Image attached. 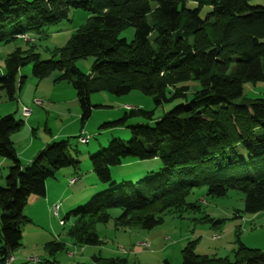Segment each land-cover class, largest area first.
Here are the masks:
<instances>
[{
    "label": "trees",
    "instance_id": "obj_1",
    "mask_svg": "<svg viewBox=\"0 0 264 264\" xmlns=\"http://www.w3.org/2000/svg\"><path fill=\"white\" fill-rule=\"evenodd\" d=\"M250 1L0 0V43L40 34L67 19L72 10L89 13L87 24L51 59L40 61L38 54L19 49L6 58L0 90L8 99L13 100L24 83L19 68L32 64L33 78L44 80L58 72L57 80L73 87L81 122L91 115L93 93L121 97L138 91L152 97L155 105L183 100L155 121L152 111L130 108L121 119L101 125L126 127L130 139H111L89 158L93 173L106 188L61 219H76L69 235L79 245H100L94 225L108 223L112 209L121 210L119 227L143 230L160 225L166 213L197 210L186 198L202 186L207 196L215 198L228 191L241 192L246 214L264 211V97L243 94L246 84L264 81V37L246 31L264 26V6ZM210 25H218L214 43L192 40ZM128 28L134 30L130 43L120 38ZM89 57L93 63L86 75L75 62ZM188 82L197 84L190 93ZM132 117L152 124L127 126ZM23 125L13 114L0 117V157L10 162L0 187V263L21 246V228L30 222L24 213L29 198H44L47 180L63 169L79 167L69 152V139L47 144L22 164L11 137ZM127 158L157 159L162 167L115 182L110 169ZM46 248L58 251L63 245L50 243ZM181 256V264H264V251L241 242L233 260L196 255L193 242L187 243ZM93 261L131 264L125 258L94 257Z\"/></svg>",
    "mask_w": 264,
    "mask_h": 264
},
{
    "label": "rangeland",
    "instance_id": "obj_2",
    "mask_svg": "<svg viewBox=\"0 0 264 264\" xmlns=\"http://www.w3.org/2000/svg\"><path fill=\"white\" fill-rule=\"evenodd\" d=\"M250 4L264 6V0H251ZM88 18V11L72 10L67 19L43 29L40 34L28 33L23 38L0 43V75L5 72L6 58L17 49L23 53L38 54L40 61L51 59L56 51L67 46L76 31L87 24ZM217 29L218 25H210L192 40L197 39L200 44L206 45L214 43L218 35ZM246 31L257 37H264V26L261 24ZM133 37L132 28L120 34V38L128 43ZM92 63L93 58L89 57L77 60L75 66L79 72L90 75ZM18 72V77L25 79L15 98L8 99L0 90V117L13 114L16 119L24 121L21 130L11 137L18 142L15 145L16 151L21 153L31 138L35 139L34 148L52 136V142L69 139V152L76 157L79 167L76 171L71 168L63 169L52 180L55 184L50 195L55 196L54 200L60 203L58 218L52 214V206L48 205L45 211L40 205L34 206L28 201V211H25L30 222L21 228V246L14 251V255L12 254L14 264H94V257L125 258L131 264H181V251L189 242L194 243L196 255L208 258L233 260L240 242L249 249L264 251V211L246 214L243 212L244 195L241 192L228 191L224 197L215 198L207 196L203 186L192 189L186 198V203L197 206V210L182 209L166 213L160 225L151 230H143L119 227L116 220L121 210L112 209L108 211V223L94 225L93 230L100 245H79L69 235L76 219L70 217L63 224H60V220L106 188L93 173L89 158L106 148L111 139L118 138L125 142L130 139V132L126 127L116 125L101 128V125L121 119L130 108L152 111V121H155L183 100L155 105L152 97L138 91L121 97L108 92L93 93L90 96L93 106L91 115L88 120L81 122L76 92L66 81L57 80L58 72L52 73L44 80L33 78L32 64L20 67ZM186 86L189 87L190 93L196 89L197 84L188 82ZM243 94L246 98L264 97V81L256 85L246 84ZM34 101L40 104L36 105ZM22 106L32 112V121L29 123L26 120L31 112L29 116L24 117ZM144 122L152 124L149 120L132 117L127 119L126 125ZM79 135L87 138L88 144H82L75 138ZM34 148L26 150V155L34 151ZM0 160L3 161V165L0 164V175L3 174L0 187H4L10 162L1 157ZM161 167L162 164L157 159L139 161L127 158L120 166L112 167L110 174L112 179L119 183L129 174L135 173L136 178L143 177L148 172H157ZM71 175L78 180L70 185ZM46 243L47 246L50 243L62 244L63 248L49 252ZM144 244L146 246H141ZM31 257H36L38 262L28 261Z\"/></svg>",
    "mask_w": 264,
    "mask_h": 264
},
{
    "label": "crops",
    "instance_id": "obj_3",
    "mask_svg": "<svg viewBox=\"0 0 264 264\" xmlns=\"http://www.w3.org/2000/svg\"><path fill=\"white\" fill-rule=\"evenodd\" d=\"M18 74H19V72H18ZM23 107V106H22ZM24 107H26V106H24ZM29 121L31 122L32 121V112H31V115L29 116V117H27V120H26V122L27 123H29ZM62 131H63V129H62ZM55 137V136H54ZM53 139V136H52V138L51 139H49V140H46V141H44V142H42L39 146H37V147H33V141L35 140V139H33V138H31L30 140H29V142L26 144V146H25V148H24V150L20 153V152H18L17 151V154H18V158L20 159V161H21V163L22 164H27V163H29L31 160H32V158L35 156V154L37 153V152H39L41 149H43L44 147H43V145L44 144H50ZM56 140V139H55ZM13 141V143H14V146L16 145V143H18L17 142V140L15 139V140H12ZM51 141V142H50ZM87 144H88V142H87ZM16 147V146H15ZM30 148H34V151H32L31 153H29L28 155H26V150H30ZM23 154H24V156H23ZM0 164H2L3 165V161L2 160H0ZM8 168V167H7ZM67 172H65V174H66ZM0 178L2 179L3 178V174H1L0 175ZM72 178H74L72 175H71V177H70V179H72ZM53 179H49V180H47L46 181V194H45V197L44 198H37V197H30L29 198V202H30V204L32 205H34V206H36V205H40L41 207H43L44 209H45V211H46V209L48 208V205H50V206H53L54 205V203H57L56 202V200H54L55 199V196H53V195H50V191H51V189H52V187H53V185L55 184V182L54 181H52ZM77 180H78V178H77ZM57 182V181H56ZM75 184V183H74ZM27 206H28V204H27ZM27 206H26V208H27ZM26 208H25V210H26ZM49 209H50V207H49ZM26 211H28V210H26ZM26 211H24V213H25V215L28 217V215H27V212ZM28 219H29V217H28ZM35 227H37V226H35ZM45 245H47V243L45 244ZM33 251V250H32ZM14 255V254H13ZM23 255V254H22ZM16 258V257H15ZM17 260V259H16Z\"/></svg>",
    "mask_w": 264,
    "mask_h": 264
},
{
    "label": "built area",
    "instance_id": "obj_4",
    "mask_svg": "<svg viewBox=\"0 0 264 264\" xmlns=\"http://www.w3.org/2000/svg\"><path fill=\"white\" fill-rule=\"evenodd\" d=\"M19 37L23 38L24 36H19ZM34 103L36 105L40 104V102H38V101H34ZM30 112H31L30 109H28L26 107H22V114H23L24 117L29 116ZM87 141H88V139L85 138V137H80L79 138V142L82 143V144L87 143ZM76 180H77V178H75V177L70 179L69 180V184L70 185L74 184L76 182ZM58 211H59V205L56 204V205H54L52 207V213H53L54 217H56V218L59 217V212ZM63 223L64 222L60 220V224H63ZM141 246H146V245L144 244V245H141ZM28 261H32V262L36 263V262H38V259L36 257H31V258H28ZM14 262H15L14 257L13 256H9L4 262H2L0 264H14Z\"/></svg>",
    "mask_w": 264,
    "mask_h": 264
},
{
    "label": "bare ground",
    "instance_id": "obj_5",
    "mask_svg": "<svg viewBox=\"0 0 264 264\" xmlns=\"http://www.w3.org/2000/svg\"><path fill=\"white\" fill-rule=\"evenodd\" d=\"M87 142H88V141H87ZM85 144H86V143H85ZM56 204L59 205V210H60V203H56ZM56 204H54V205H56ZM54 205H53V206H54ZM53 206H52V207H53ZM52 207H51V210H52ZM58 212H59V211H58ZM52 214H53V213H52ZM11 256H12V255H11Z\"/></svg>",
    "mask_w": 264,
    "mask_h": 264
}]
</instances>
